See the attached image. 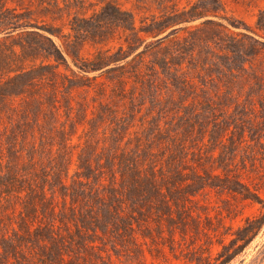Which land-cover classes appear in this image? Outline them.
<instances>
[{
    "label": "rangeland",
    "instance_id": "1",
    "mask_svg": "<svg viewBox=\"0 0 264 264\" xmlns=\"http://www.w3.org/2000/svg\"><path fill=\"white\" fill-rule=\"evenodd\" d=\"M5 82L29 90H0V264H264V0H0ZM120 157L180 172L188 213L157 201L135 238L79 222Z\"/></svg>",
    "mask_w": 264,
    "mask_h": 264
},
{
    "label": "trees",
    "instance_id": "2",
    "mask_svg": "<svg viewBox=\"0 0 264 264\" xmlns=\"http://www.w3.org/2000/svg\"><path fill=\"white\" fill-rule=\"evenodd\" d=\"M101 67V65L95 63L90 68L94 70ZM20 77L21 76H19V78L12 77L7 81L9 85L14 84L15 81L21 84ZM8 82L0 84L1 93L7 96L22 94L29 90V83H24V85L22 83V87H17L18 89H16V91H5L3 87ZM55 86L56 84H54L53 88H55ZM19 130L20 136L24 137V139L29 137V123L20 125ZM11 150H14L15 155L17 152L16 147H12ZM120 158L121 163H118L120 166L119 169L114 165L112 159H107L105 161V166L108 170L106 174L109 181L106 186V197L94 191L91 195V200L87 197L81 199V213L79 214V218L76 216V218L80 220L79 222H84L94 227V231L97 233L98 230L102 233L114 230L116 233L124 232L128 234L130 238H135L136 235L132 232L134 231V224L140 223L153 211V209L157 208V201L160 202V205L166 207L172 204L176 205V213L180 218L188 213L186 210V201L190 199L188 192L191 193V191H189L187 187L184 188L185 185L180 183V172L170 171L169 173H165L163 170H159L151 165L145 170L144 166L140 165L138 157H130V163L125 161L126 158ZM100 164L101 161H98L97 165L101 166ZM24 170L26 169H23V171ZM23 171H21V169L20 171H9L8 175H10L11 185L2 190L12 193V195L20 196L22 187H29V172ZM83 175L85 177H93L97 181H101L103 176L99 170H89L83 173ZM57 176L59 177L58 181H60V187H64L66 183L63 178L66 174ZM30 191H32V189ZM34 193H36L37 197L42 198L43 201L47 200L44 197L46 193L43 188L40 189L39 192L35 191ZM34 193L32 192L29 194V190L26 189V195L22 198L21 204L23 209H21V219L23 221H26L24 218L25 216L33 217L38 213L37 207L33 201V197H35ZM29 195H31L30 199ZM42 206L45 208L46 213L51 214L52 217L57 212L55 206L51 203H45ZM68 209L70 211L74 210V206H69ZM61 214L63 221L66 219V215L64 212H61ZM53 240L62 244L64 243L62 234L53 237Z\"/></svg>",
    "mask_w": 264,
    "mask_h": 264
}]
</instances>
